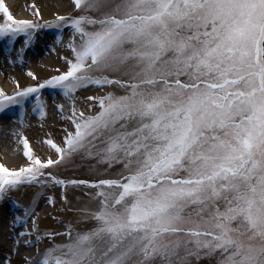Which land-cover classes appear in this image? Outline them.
<instances>
[{
  "label": "snow or ice",
  "instance_id": "snow-or-ice-1",
  "mask_svg": "<svg viewBox=\"0 0 264 264\" xmlns=\"http://www.w3.org/2000/svg\"><path fill=\"white\" fill-rule=\"evenodd\" d=\"M30 7L32 18H16L0 0L9 53L22 40L23 63L42 30L62 44L69 28L71 56L42 83L0 89V113L20 106L23 115L33 98L43 119L51 89L68 102V114L54 107L69 127L59 141L30 140L22 119L12 131L24 163H0V203L36 191L13 216L0 264H264V0H74L75 15L53 20ZM92 87L109 90L86 97V115L77 93ZM77 156L114 171L61 178ZM69 185L90 190L83 227L42 232L38 199Z\"/></svg>",
  "mask_w": 264,
  "mask_h": 264
},
{
  "label": "rangeland",
  "instance_id": "rangeland-1",
  "mask_svg": "<svg viewBox=\"0 0 264 264\" xmlns=\"http://www.w3.org/2000/svg\"><path fill=\"white\" fill-rule=\"evenodd\" d=\"M59 1H61L62 3H70L72 6L71 10L64 12L62 14H59V15L68 17V16H73L76 14L73 8L74 0H59ZM14 2L16 3H15V6L13 7H9L6 4L10 8L14 16L18 11L22 10L23 13L27 15L24 18H29V19L32 18V9L30 6L35 5L34 1L14 0ZM56 16L48 20H53L55 19ZM67 32L69 34L72 33L71 29L65 28L63 31V34L64 33L67 34ZM45 35L56 36L58 35V32L55 29L42 30L40 34L38 35L34 43V46L25 52L24 57H23V60H24L23 63L20 62L16 54L22 45V40L17 41L14 47V50H12L11 53H9L6 43L4 41H0V44H2L0 45V53L2 54L0 57L2 58V66L0 67V75L3 76L4 83L9 82L12 87L10 90L9 89L6 90L2 86H0V89H2L8 94H12L17 90L16 89L17 81L19 82L21 87L35 86L37 83H42L44 80L50 78L52 75L57 74L55 71L52 75L45 78V77L40 76V74L30 71V66L32 65V61H33L32 54H34V51L37 49L39 44L42 43L41 41L42 37H44ZM45 50H47V48H45ZM28 72L34 73L38 79L33 80L31 77L27 75ZM20 77H25L27 79V84L23 85L21 83ZM91 89H96V88L94 87L88 88L86 90H81L80 92L77 93V107L80 110L85 111L86 115L89 114V108L91 107V104L93 103L91 101L86 100V97L89 96V93L87 92ZM108 90L109 89H103L101 94L96 95L95 97L103 96ZM80 94L81 96H79ZM90 96H93V95H90ZM41 98L47 103V115L43 119H41L38 114L32 111V107L35 104V100L33 98H29L27 101H25L24 106H23V115H21L22 109L18 111L19 106H16L8 110L5 113H0V163L3 162L4 150L7 149V147L9 146L14 145L15 137H13L11 133L13 130L18 129L20 127L19 121L21 119L23 120V123L25 125V127L22 129L25 134L31 131V127L33 126V123H32L33 121L34 123L37 122V125L34 126L32 129L38 128V130H40L39 136L42 135L43 137H45L46 133H51L52 137L56 139L57 141H59L63 137L64 135L63 129L65 127H69V125L67 124V122L61 119V115L55 109L54 105L57 103H64L66 105L65 114H68L67 112L68 102L64 99L62 95H57L56 92L51 89L42 90ZM41 124H43V127H41ZM21 157H22V160L24 161V157L22 156V153H21ZM18 164L19 165L14 166V167L20 166L21 164H23V162H20ZM106 171L107 173H111L114 171V169H108L106 165L97 164L95 159L82 158L80 156H77L74 158V163L67 168L60 169L59 174L61 178H65V179L71 178V179H89L90 180V179H95L97 176L105 174ZM56 190L59 191L63 197L64 196L67 197V203H65L64 199H62L61 202H56L54 205L46 201L47 197L49 196L52 197L54 194L57 193ZM35 191H36L35 189H27L26 191H21L19 193L14 194L12 199L15 201V203H11L9 201L0 203V209L2 208V215L7 217L9 221L13 220L14 215L23 216L22 207L28 206ZM89 191H90L89 189H86L83 187H74L72 185H69L67 189H63L60 187L47 189L45 190L44 195L38 199L36 210L37 212L42 211L46 209V207H48L49 205H52L54 207L53 209L62 211L63 209L66 208V205H67V209L63 211L64 215L66 219L70 217L69 218L70 223L74 224L77 230H79L80 228L83 227V224L76 225V220L80 216L79 210L83 208L94 207V202L91 201L89 196L87 195ZM15 198H17L18 200H15ZM17 205H19L20 207H18ZM11 207L15 209L13 216L9 212L10 211L9 208ZM28 225L29 227H33L31 221L28 223ZM39 227L42 232L43 231H47V232H64L65 231V224H59V223L53 226V228L47 227L43 223L39 224ZM2 233H4V230ZM11 234L12 236H14L15 232L12 231ZM7 237H8L7 235H4V238L7 239ZM62 242H65V239L64 241L63 240L57 241V243H62ZM44 243H46V241ZM9 249L10 248L0 245V259L4 258V256L8 253ZM193 264H215V259L210 260L208 258H202L199 261L193 260Z\"/></svg>",
  "mask_w": 264,
  "mask_h": 264
},
{
  "label": "bare ground",
  "instance_id": "bare-ground-1",
  "mask_svg": "<svg viewBox=\"0 0 264 264\" xmlns=\"http://www.w3.org/2000/svg\"><path fill=\"white\" fill-rule=\"evenodd\" d=\"M32 1H34L36 7L40 10L41 15L44 20H48L56 15L62 14L72 9V6L70 3H62L59 0H32ZM4 2L9 7L15 6V3H16L14 2V0H4ZM26 16L27 15L23 13L22 10L18 11L15 14L16 18H24ZM72 35H73L72 33L70 34L68 32L67 34L64 33L62 44L56 43V39H57L56 36L58 35L56 36L45 35L44 37H42V40H41L42 43L39 44L37 49L34 51V54H32L33 61H32V65L30 64L31 65L30 71L40 74V76L46 78L52 75L56 71V69H63L65 65H64V60L62 58L65 56H68V57L71 56L69 53L70 51L66 48V45L69 42V40L72 38ZM45 48H47V50H45ZM1 55L2 54L0 53V57ZM1 66H2V58H0V67ZM20 80L23 85L27 84V79L25 77H20ZM0 86H2L6 90L8 89L10 90L12 88L9 82L4 83V78L2 75H0ZM102 91L103 90H100V89H91L87 93H89V96L90 95L96 96V95L101 94ZM79 96H81V94ZM32 123H33V126L31 127V131H29L30 133L28 132L25 135H27L30 140L35 141L36 139L42 138L43 136L42 135L39 136L40 130H38V128L32 129L34 126L37 125V122L34 123L32 121ZM16 148H17L16 139L14 138V145L9 146L7 147V149L4 150L2 163H4L8 167L17 166L19 165L18 163L20 162L24 163L21 157V153H18L16 151ZM41 151H44V150L41 149ZM56 194H54L52 197L55 199L56 202H61L63 199V196L61 195L59 191H57ZM15 200H18V199L15 198ZM53 208L54 207L52 205H49L48 207H46V209L42 211H38V216L36 217V223L38 225L43 223L45 226L52 227V228L57 223L59 224L70 223V220H69L70 217L66 219L64 212H63L65 209H67V205H66V208L63 209L62 211H59ZM9 210H10L9 212L13 216L15 209L11 207L9 208ZM30 228L32 229V227H29L28 225L26 230L30 231ZM3 230L5 234L2 233ZM20 230L23 231L25 229H20ZM12 231H13L12 221H9L7 217L2 215V208H1L0 209V245L5 246L7 248L13 247V243L11 242V239L4 238V235H7L8 237H10V235L12 236L11 234ZM64 239H65L64 237H57L56 242L58 240L64 241ZM31 251L34 253L35 249H32ZM12 259L15 262L17 257L13 255Z\"/></svg>",
  "mask_w": 264,
  "mask_h": 264
}]
</instances>
